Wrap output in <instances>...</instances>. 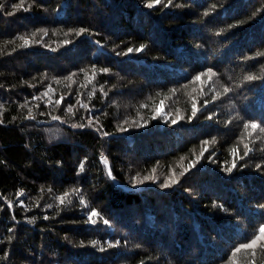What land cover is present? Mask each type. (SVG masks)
I'll return each mask as SVG.
<instances>
[{
  "label": "trees",
  "instance_id": "trees-1",
  "mask_svg": "<svg viewBox=\"0 0 264 264\" xmlns=\"http://www.w3.org/2000/svg\"><path fill=\"white\" fill-rule=\"evenodd\" d=\"M20 3L0 0V264H264V240L233 255L264 225V0Z\"/></svg>",
  "mask_w": 264,
  "mask_h": 264
},
{
  "label": "snow or ice",
  "instance_id": "snow-or-ice-1",
  "mask_svg": "<svg viewBox=\"0 0 264 264\" xmlns=\"http://www.w3.org/2000/svg\"><path fill=\"white\" fill-rule=\"evenodd\" d=\"M168 2L171 3V0H168ZM153 3H157V4H158V3H160V0H152V3H150L148 6L151 7ZM22 6H23V0H21V3H20L19 5H14V7H22ZM83 31H85V29H80V30H79V32H83ZM79 32H78L77 34H79ZM33 35H35V33H33ZM45 35H47V32H46V31H45ZM21 39L23 40L24 46H26V45H28V44L30 43L29 39L26 38V37H21ZM142 48H143V46H141V48H138V49H135V50H136V51H141ZM128 51L131 52V51H133V49L129 48ZM82 71H83V70H82ZM101 71H105V72H106V71H108V70H107V69H101ZM94 75H95V70H93V76H94ZM203 75H209V76H211V75H214V73H212V70H211V69H208L207 73H201V74H198L196 77H194V79H195V80H200L201 76H203ZM66 79H67V80H71V76L67 77ZM246 79L251 80V79H253V77H252V76H248V77H246ZM224 91L227 92L228 89L225 88ZM92 94H94V93H90L89 96H91ZM44 95H47V93H45ZM62 99H63V97H61V100H62ZM61 100H58L57 103H60ZM81 107H87V105L81 104ZM72 110H73L72 106H69V108L67 109L68 112H72ZM195 111H196V106H195V104H193V115H195ZM29 115H31V112H29ZM89 123L91 124L92 121L90 120ZM172 123H176V121L173 120ZM249 127H251V129H252L253 131H255V130L259 127V128H260V131H261V132H264V127H260V126H259L256 122H254V121L246 122V123L244 124V129H245L246 132H247V130L249 129ZM104 134L107 135V133H104ZM251 134H252L251 132H248V135H251ZM213 142H214V141H213ZM204 143L206 144L207 141H205ZM247 147H248V146L245 145V148H246V149H247ZM245 155H247V151L245 152ZM104 162H105V164H107V160H105ZM234 166H235V165L233 164V167H234ZM82 168H83V164H81V169H82ZM231 170H232L231 168H228V169H227V171H231ZM184 171H187V169H185ZM109 175H111V172H109ZM180 175L183 176V175H184V172H181ZM144 179H146V180H147V179H154V177L146 176V177H144ZM176 182H177V180H176L175 178H173V179L171 180V183H173V184H175ZM161 186H162V187H168L169 184H168V182H165V184H163V185H161ZM17 195H20V193H18ZM67 195H68V194L65 193V197H66ZM60 202H61V203H64V198H61V199H60ZM81 203L84 204L85 201H84L83 199H81ZM9 207H11V203H9ZM97 216H99V213H98L95 209H93V210L89 213V217H88V218H89V221H91L92 223H95V220L93 219V217H97ZM45 218H47V217H45ZM104 223L107 224L108 221L105 220ZM262 240H264V225H261V226H260V229H259V231H258V234H257V235H256L251 241H249V242L246 243V244H241L239 247H237V248L234 250L233 255H235V253H237V252H240L241 249H251V248H255V246L257 245V243L260 242V241H262ZM93 243H96V242H93ZM261 247H264V244H262Z\"/></svg>",
  "mask_w": 264,
  "mask_h": 264
},
{
  "label": "bare ground",
  "instance_id": "bare-ground-1",
  "mask_svg": "<svg viewBox=\"0 0 264 264\" xmlns=\"http://www.w3.org/2000/svg\"><path fill=\"white\" fill-rule=\"evenodd\" d=\"M156 5H158V4H156ZM140 33H141V32H140ZM132 54H133V53H132ZM117 56H118L119 59H120V55H117ZM162 70H163V69H162ZM160 116H161V114H160ZM145 118H146V117H145ZM160 118H161V117H160ZM161 120H162V119H161ZM149 121H150V120H149ZM148 124H149V123H148ZM157 124H159V123H157ZM164 126H165V125H164ZM158 127H159V126H158ZM172 127H173V126H172ZM165 128H166V127H165ZM161 130H162V129H161ZM111 168H112V167H111ZM126 182H127V181H126ZM143 190H144V189H143ZM143 190H142V191H143ZM148 200H149V199H148ZM141 201H142V200H141ZM144 204H145V203H144ZM151 204H153V203H151ZM153 205H154V204H153ZM139 206H140V205H139ZM146 206H147V205H146ZM151 206H152V205H151ZM156 206H157V205H156ZM156 206H155V208H157ZM147 207H148V206H147ZM152 207H153V206H152ZM140 209H141V207H140ZM149 210H150V209H149ZM154 210H155V209H154ZM156 210H157V209H156ZM139 211H140V210H139ZM150 212H151V211H150ZM142 213H143V210H142ZM122 216H123V215H122ZM141 216H142V215H141V213H140V217H141ZM143 216H144V215H143ZM143 216H142V217H143ZM152 216H154V215H152ZM142 217H141V218H142ZM122 218H123V217H122ZM142 219H143V218H142ZM142 219H141V221H143ZM149 219H150V218H149ZM121 220H122V219H121ZM139 221H140V220H139ZM154 221H155V220H154ZM142 224H143V223H142ZM142 224L139 225V227H141ZM137 228H138V227H137ZM140 229H141V228H140ZM141 230H142V229H141ZM151 237H152V236H151Z\"/></svg>",
  "mask_w": 264,
  "mask_h": 264
}]
</instances>
